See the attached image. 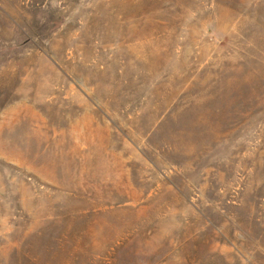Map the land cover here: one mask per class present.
I'll return each instance as SVG.
<instances>
[{
    "label": "rangeland",
    "instance_id": "rangeland-1",
    "mask_svg": "<svg viewBox=\"0 0 264 264\" xmlns=\"http://www.w3.org/2000/svg\"><path fill=\"white\" fill-rule=\"evenodd\" d=\"M0 264H264V0H0Z\"/></svg>",
    "mask_w": 264,
    "mask_h": 264
}]
</instances>
